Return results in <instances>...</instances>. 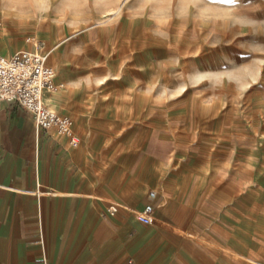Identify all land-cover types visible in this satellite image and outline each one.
I'll return each mask as SVG.
<instances>
[{
	"label": "crops",
	"instance_id": "crops-1",
	"mask_svg": "<svg viewBox=\"0 0 264 264\" xmlns=\"http://www.w3.org/2000/svg\"><path fill=\"white\" fill-rule=\"evenodd\" d=\"M28 37L54 67L56 91L81 84L87 96L62 72V44ZM0 49L15 53L1 39ZM66 115L79 146L0 100V264H264V160H232L228 135L181 139L175 153L146 146V135H113L114 120L90 109L83 134ZM148 203L154 223L136 216Z\"/></svg>",
	"mask_w": 264,
	"mask_h": 264
},
{
	"label": "rangeland",
	"instance_id": "rangeland-1",
	"mask_svg": "<svg viewBox=\"0 0 264 264\" xmlns=\"http://www.w3.org/2000/svg\"><path fill=\"white\" fill-rule=\"evenodd\" d=\"M3 26L15 52L28 36L62 44L63 74L91 97L75 94L81 114L112 118L113 135L175 153L228 135L232 160H264V0H0L9 50Z\"/></svg>",
	"mask_w": 264,
	"mask_h": 264
},
{
	"label": "built area",
	"instance_id": "built-area-1",
	"mask_svg": "<svg viewBox=\"0 0 264 264\" xmlns=\"http://www.w3.org/2000/svg\"><path fill=\"white\" fill-rule=\"evenodd\" d=\"M47 54L36 49L33 51L5 54L0 49V100L18 104L30 112L35 125L56 136L69 138L72 145L78 143L73 130V119L50 108L46 95L58 89L55 83L56 71L48 63ZM155 193L150 192V198ZM119 205L111 203L109 212ZM153 204L137 211V218L144 223H154Z\"/></svg>",
	"mask_w": 264,
	"mask_h": 264
},
{
	"label": "bare ground",
	"instance_id": "bare-ground-1",
	"mask_svg": "<svg viewBox=\"0 0 264 264\" xmlns=\"http://www.w3.org/2000/svg\"><path fill=\"white\" fill-rule=\"evenodd\" d=\"M36 25V24H35ZM36 27H38L37 29H40L39 26V22L37 23ZM1 31L3 32L2 36L4 37H8V45H9V51L14 50L15 44L12 38H10L9 36V31L7 30V28L5 26L1 27ZM40 31V30H39ZM21 46V47H20ZM29 46V44H21L17 47L21 48L18 49L20 52L21 51H25L26 48ZM50 55V54H49ZM50 61H52L54 64H57L59 62V56L58 54H52L51 56H49ZM57 78V77H56ZM56 80V79H55ZM56 82V81H55ZM69 88V87H68ZM60 89V88H59ZM84 88L83 87H79L78 85H76L75 87H72L70 89V91H54L52 93V99L51 97L47 98V103L50 106L51 109L53 110H59L61 113L60 114H65L69 111V112H74L75 116H78V126H79V130L80 131H85L87 124L84 122L83 120V115L80 113L81 111H79V109L75 108V107H80L78 103H80V99L78 101V103L75 101V94L79 93L80 94V98L82 97L81 95L83 94ZM54 94V95H53ZM50 103V104H49ZM55 110V111H56ZM68 114V113H67ZM77 126V127H78ZM79 143L76 146H79ZM134 165V164H133ZM141 167V166H140ZM132 168V167H131ZM140 169V168H139Z\"/></svg>",
	"mask_w": 264,
	"mask_h": 264
}]
</instances>
